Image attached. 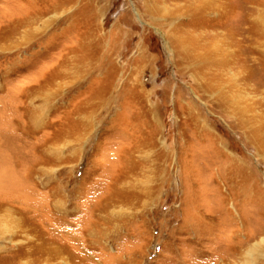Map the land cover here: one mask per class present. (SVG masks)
Returning <instances> with one entry per match:
<instances>
[{"label": "rangeland", "instance_id": "obj_1", "mask_svg": "<svg viewBox=\"0 0 264 264\" xmlns=\"http://www.w3.org/2000/svg\"><path fill=\"white\" fill-rule=\"evenodd\" d=\"M257 16L0 0V264H264Z\"/></svg>", "mask_w": 264, "mask_h": 264}, {"label": "bare ground", "instance_id": "obj_2", "mask_svg": "<svg viewBox=\"0 0 264 264\" xmlns=\"http://www.w3.org/2000/svg\"><path fill=\"white\" fill-rule=\"evenodd\" d=\"M205 3H206V1H205ZM191 5V4H190ZM187 7V8H186ZM181 8H183L182 10V13H184V14H186L187 12H189L190 11V6L186 3L185 5H183ZM186 8V9H185ZM204 9H207V8H205V6H204ZM181 13H179V15H180ZM210 14H211V12H210ZM253 14V13H252ZM179 15L178 14H176L175 15V13H174V16L172 17V18H178L179 17ZM255 15V14H254ZM260 15V14H259ZM171 16V15H170ZM256 16V15H255ZM254 16V17H255ZM181 17V16H180ZM253 25H254V28H253V34L254 35H256L257 36V38H258V36L262 39V41L261 42H258L257 44H260L259 46L260 47H258L257 49H255L257 52H259L260 53V55H261V57L263 58L264 57V19H263V17L261 18V17H259V16H257L256 18H254V20H253ZM242 33V32H241ZM225 35V34H224ZM198 36V35H197ZM220 36V35H219ZM256 38V37H255ZM180 39H181V37H180ZM222 39V38H221ZM249 39V38H248ZM251 39H253V38H251ZM187 40V39H186ZM185 40V41H186ZM215 40V39H214ZM224 40V39H223ZM242 40V39H241ZM244 40V39H243ZM250 40V39H249ZM257 40V39H256ZM190 41V40H189ZM226 41V40H225ZM182 42H184V41H182ZM180 43V42H179ZM186 43V42H185ZM189 43V42H188ZM194 44H196V43H194ZM194 44H192V45H194ZM212 45H213V47L211 46V48H213L212 50L210 49V52H208V53H212V54H214V52H213V50H215V48H216V45L218 44V42H215V41H212V43H211ZM179 45V44H178ZM197 45V44H196ZM237 45V44H236ZM258 46V45H257ZM256 46V47H257ZM253 47V46H252ZM184 48V47H183ZM200 48V47H199ZM251 48V47H250ZM255 48V47H254ZM252 50H254V49H252ZM212 51V52H211ZM216 51V50H215ZM197 52V51H196ZM231 52V51H230ZM254 52V51H253ZM217 53H219V55L221 54L222 55V57H224V59L226 58V56L227 55H225V53H222V52H220L219 51V49L217 50ZM216 54V53H215ZM239 54V53H238ZM209 55V54H208ZM218 55V56H219ZM194 57H195V59H200V55H194ZM260 58V57H259ZM258 58V59H259ZM251 59V58H250ZM242 61V60H241ZM224 63H225V61H224ZM262 63V62H261ZM223 64V63H222ZM6 163L7 162H5V164H3V165H0V172H2V176L1 177H4V175H3V172H4V170H7V165H6ZM9 175V174H8ZM9 177H10V175H9ZM9 179V178H8ZM11 181H13V184H15V182H14V178L11 180ZM5 183H6V181H5ZM55 205V204H54ZM53 205V206H54ZM58 205V204H57ZM56 206V205H55ZM54 206V207H55ZM59 207H60V205H59ZM25 222V221H24ZM27 222V221H26ZM16 223H18V222H16ZM18 226L17 227H19V228H24V224L23 223H21V222H19L18 224H17ZM30 225V224H29ZM26 229V228H25ZM103 234V233H102ZM63 240H65V239H63ZM51 245V244H50ZM48 248V247H47ZM46 248V249H47ZM50 248V247H49ZM59 249V248H58ZM52 250H54V251H56L57 252V247H56V249H53L52 248ZM42 251V250H41Z\"/></svg>", "mask_w": 264, "mask_h": 264}]
</instances>
